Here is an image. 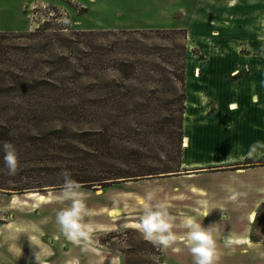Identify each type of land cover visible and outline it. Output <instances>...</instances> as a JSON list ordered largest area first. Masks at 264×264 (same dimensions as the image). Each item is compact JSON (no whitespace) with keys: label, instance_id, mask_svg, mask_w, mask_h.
I'll return each mask as SVG.
<instances>
[{"label":"rangeland","instance_id":"rangeland-1","mask_svg":"<svg viewBox=\"0 0 264 264\" xmlns=\"http://www.w3.org/2000/svg\"><path fill=\"white\" fill-rule=\"evenodd\" d=\"M224 80L245 91L244 111L253 115L246 137L259 148L250 163L182 169L187 104L207 110L204 96L187 102V92ZM263 81L264 0H0V133L18 153L14 175L0 153V183L30 188L0 189V264L27 261L26 245L42 236L56 242L47 255L52 264L71 257L67 251L105 257L102 263L121 254L122 264H192L184 229L173 228L169 247L142 238L144 209L159 202L177 225L209 213L201 223H218L216 264H264V212L254 231L261 241L250 239L264 200V100L257 104L255 95L257 85L264 94ZM227 100L237 98L230 92ZM237 109L230 102L220 111H243ZM208 112H215L212 101ZM227 133L229 147L242 135L233 126ZM136 161L164 173L81 187L94 231L85 244L59 240L55 214L67 205L52 186L59 174L125 176L136 172ZM147 191L151 202L143 199Z\"/></svg>","mask_w":264,"mask_h":264},{"label":"crops","instance_id":"crops-1","mask_svg":"<svg viewBox=\"0 0 264 264\" xmlns=\"http://www.w3.org/2000/svg\"><path fill=\"white\" fill-rule=\"evenodd\" d=\"M256 81H259L258 83H260V80ZM247 83L246 88L249 90L250 86ZM188 87L189 83L187 84V88ZM196 87H205V90H200L199 92H194L193 90L191 92L188 91L187 102H196L200 94L206 99L207 110L204 111L199 109L200 112L195 110V112H192V109H190L186 102L188 110H186L183 120L184 141L180 162L181 168L188 170L206 169L208 167H219L225 164L240 162L246 157H254L251 153L257 152L259 144H255L254 141L251 142L250 139L246 137V133H250L251 127L248 120L250 119L249 115L251 114L244 111L247 100L245 98V91L239 89L241 86L235 85L234 82L224 80L220 82L219 85L205 81L203 84L197 85ZM190 88H194L195 90V87L193 86H190ZM216 88L219 90L216 91ZM233 88L236 89L233 90ZM230 92L234 94L237 100H227V96ZM255 95L259 98L257 104L260 103L261 99L264 100V94H260V85H257L255 88ZM211 101L215 103L214 113L208 112L209 102ZM230 102H236L238 105L237 110L243 108V111H220L222 107L226 108ZM251 116L253 117V115ZM237 121L240 122L236 123ZM253 125H255V123H253ZM231 126L238 127L242 135L239 137L238 134L235 133L231 140L232 146L229 147L227 145V142H229L227 132H229ZM232 157H234V159H231ZM4 210V206H0V212H4ZM15 219L16 218L14 217L12 220L15 222ZM26 227L28 229L24 231H32V229H30L32 228L31 225H27ZM63 236L64 235H61L58 239L61 240ZM55 244L56 242L54 240H48V238H44V236L40 237L38 240H31L26 245L28 250L27 261H24L23 263L14 261L13 264H52V261L47 255L49 253L48 250H51V246ZM72 247L73 250H77L76 246ZM19 248L24 249V247ZM73 252L74 253H70L67 251L66 253L70 254L71 257H67L61 264H65L66 261L73 257L79 258V264H109L107 262L102 263V260L106 259L105 257H88L85 254H77L75 251Z\"/></svg>","mask_w":264,"mask_h":264},{"label":"clouds","instance_id":"clouds-1","mask_svg":"<svg viewBox=\"0 0 264 264\" xmlns=\"http://www.w3.org/2000/svg\"><path fill=\"white\" fill-rule=\"evenodd\" d=\"M63 22L67 24L69 21L64 20ZM0 153H2L3 166L7 169L8 175H14L18 166V153L15 146L8 141H2L0 142ZM59 175L61 183L57 199L61 202H67V205L56 212L55 223L69 242L73 245H81L90 240L94 231L93 223L85 220L86 217L92 215V210L85 204L81 184L71 177L70 172L63 170ZM232 195L234 198L236 195H242V193H233ZM153 197L154 192L147 191L143 199L146 202H151ZM199 203L202 206L206 205V202L203 201ZM208 214L205 211L199 214V217L186 215L177 225V218L169 213L165 202L149 203L139 221L140 234L144 240L154 246L169 247L176 240L173 228L180 227L185 230L184 240L192 257V264H216L218 223L212 222L203 226L201 221ZM222 243L224 246L230 245V235H225ZM84 250L81 248V251ZM65 264H79V258L73 257ZM109 264H122L121 254L110 256Z\"/></svg>","mask_w":264,"mask_h":264},{"label":"trees","instance_id":"trees-1","mask_svg":"<svg viewBox=\"0 0 264 264\" xmlns=\"http://www.w3.org/2000/svg\"><path fill=\"white\" fill-rule=\"evenodd\" d=\"M185 59L187 61V57ZM183 72H184V74H183V76H184L183 82H184V90H185L186 63H185ZM184 97H186L185 91H184ZM181 126H183V125H181ZM6 136H7V134L0 133V141L7 140ZM94 144H95V142H94ZM96 144H98V146L100 147L99 144H101V143L97 142ZM102 144L103 145L100 148H103V146L105 144L108 145L109 142L108 141L107 142H103ZM88 146L92 147L93 143L90 142V144ZM100 148H97L95 150L98 151V149H100ZM181 153L182 152L180 150V152H179V160H180V157H181ZM1 159H2V156H1ZM250 161H251V157H246L245 163H250ZM258 162L261 163L262 161H258ZM132 166L135 167L136 172L127 173V174H125V176H121L120 174H117V173H114V172H112V173H107L106 172L103 176H101V175L100 176H98V175L97 176L96 175H86V173H84L85 175H82V176H79V177H72V178L74 180L78 181L81 184V187H83V188H90V187H94L96 185H99V186L105 188L107 186H110V184L118 183L120 178H127V177H143V178L150 177V178H155V177L160 176L162 173H164V171H162L163 169H160L158 167L150 166V165H148L146 163V161H144V162L136 161V162L132 163ZM243 166H245V165H243ZM53 182H54V184L52 186H59L60 183H61V178L56 179ZM0 189L5 190L8 193L9 192L23 193L24 191H27L30 188L16 186V185L12 186V185L6 184V182H2V183H0ZM262 212H264V200L262 201V203L257 208L256 216L254 217V224H253V228H252V231H251V234H250V239L253 242H260L261 241L254 234V231L257 228L256 225L261 221V213ZM262 226L264 227V220L262 221Z\"/></svg>","mask_w":264,"mask_h":264}]
</instances>
